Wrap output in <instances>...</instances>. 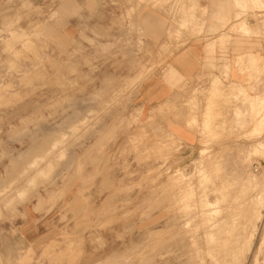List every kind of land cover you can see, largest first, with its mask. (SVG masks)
<instances>
[{
    "label": "rangeland",
    "instance_id": "obj_1",
    "mask_svg": "<svg viewBox=\"0 0 264 264\" xmlns=\"http://www.w3.org/2000/svg\"><path fill=\"white\" fill-rule=\"evenodd\" d=\"M203 8L0 0V247L10 264H264V15H251L249 34L234 20L230 71L241 74L223 69L217 86L172 66ZM161 77L168 102L147 105L141 86ZM38 217L49 230L31 245L17 226Z\"/></svg>",
    "mask_w": 264,
    "mask_h": 264
},
{
    "label": "crops",
    "instance_id": "obj_2",
    "mask_svg": "<svg viewBox=\"0 0 264 264\" xmlns=\"http://www.w3.org/2000/svg\"><path fill=\"white\" fill-rule=\"evenodd\" d=\"M193 1H201L206 3V8L196 9L200 11L195 12L197 18L190 21L191 23L189 24L188 28L190 33L192 31V28L194 27L198 28L199 32H197V34H189L186 38L185 45L182 46L180 50L175 52L174 62L172 65L173 69L175 70L176 75H179L185 80H189L196 75L213 74L215 80L222 84V81L218 77V75L224 73L223 69H225L228 74L233 73L230 71L231 54L229 43L231 37H233V40L237 39V36L239 37V34L236 32H231L230 29L233 26L232 24L234 23V20H236L237 25H254L255 19L251 15H264V0ZM192 5L190 4L189 8H191ZM236 11L239 13L240 19H245L244 22L241 20L238 21V18L234 17V12ZM246 14H248L247 17L244 16ZM220 19L223 20L218 23ZM239 30L242 31V29ZM252 52L253 53H251L249 56L250 63L254 62L253 58H255L256 56L254 55V52L256 51L253 50ZM232 57L237 56L233 54ZM209 64L213 65V67L212 69L207 70V66ZM235 71V74H241L237 70ZM145 86L147 87L146 92H144ZM170 89L171 86L163 77H161V79L151 78L142 84L140 95L142 97V101L144 103H147V105H152V103L156 104L155 100H159L160 98L161 102L164 100L165 103H167L168 101H166V99L170 96L168 95L170 93ZM42 218L43 217H38V220L36 218L35 221L30 218L28 225H25V223L21 222L17 226L18 229L21 230V234H24V239L27 238V235H34V237H32L29 241L31 245L32 242L35 245L41 242L39 241V237L41 236L43 231L39 232L40 230H49L48 227H43L41 225ZM53 229L55 228H52V233H54ZM10 239L12 240V237ZM8 251L2 246L0 247L2 258L10 264V262L14 259V255H12Z\"/></svg>",
    "mask_w": 264,
    "mask_h": 264
},
{
    "label": "bare ground",
    "instance_id": "obj_3",
    "mask_svg": "<svg viewBox=\"0 0 264 264\" xmlns=\"http://www.w3.org/2000/svg\"><path fill=\"white\" fill-rule=\"evenodd\" d=\"M193 7V6H192ZM194 7L196 8V6L194 5ZM185 14V13H184ZM261 20H262V18L260 19V22H261ZM263 21V20H262ZM262 23V22H261ZM260 24V23H259ZM263 25H264V22L262 23ZM236 27H237V29H242V31H244V33H246V34H249V32H248V30H250V26H248V25H240V24H238V25H236ZM259 27H261L260 25H259ZM264 28V27H263ZM261 29V28H260ZM262 32V31H261ZM216 82H217V86H218V81L217 80H215ZM212 83V82H211ZM213 84V83H212ZM211 84V85H212ZM212 87L213 88H215L216 87V83H215V87H214V84L212 85ZM212 88V90H215V89H213ZM217 89V88H216ZM219 91V90H218ZM222 92V91H221ZM223 93V92H222ZM221 93V94H222ZM234 93V92H233ZM238 93H239V95L241 94V92H236L235 94V96H236V98L238 97ZM216 94H218V93H216ZM220 94V93H219ZM225 94V93H224ZM209 96V95H208ZM241 96V95H240ZM207 97V96H206ZM210 98V97H209ZM208 101V100H207ZM209 101H210V99H209ZM211 101H213L212 99H211ZM210 101V102H211ZM212 103V102H211ZM214 103V102H213ZM237 109V108H236ZM239 110V109H238ZM237 110V111H238ZM236 114V113H235ZM245 123H247V122H245ZM162 142V141H161ZM164 142V141H163ZM262 142V139L260 140V142L259 143H261ZM43 143H45V142H43ZM257 144V143H256ZM262 144V143H261ZM44 146V145H43ZM257 146H258V144H257ZM260 146V145H259ZM254 147V146H253ZM261 147H262V145H261ZM254 148H257L256 147V145H255V147ZM260 149V148H259ZM259 149H256V152H258L257 150H259ZM262 149H263V147H262ZM262 149H260V150H262ZM259 150V151H260ZM255 151V150H254ZM32 157V156H31ZM36 159V158H35ZM34 160V159H33ZM33 160H31L29 163H27V164H30V168L33 166V164L35 163V160L33 161ZM23 163V162H22ZM36 164V163H35ZM35 164H34V166H35ZM24 165H26V164H24ZM28 167V168H29ZM264 172V171H263ZM210 206L211 205V202H210V200H206L205 201V206Z\"/></svg>",
    "mask_w": 264,
    "mask_h": 264
}]
</instances>
